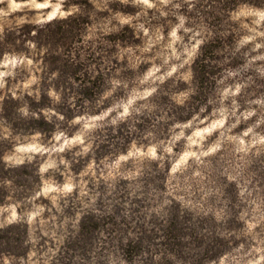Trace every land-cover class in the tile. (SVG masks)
Wrapping results in <instances>:
<instances>
[{
  "label": "clouds",
  "instance_id": "1",
  "mask_svg": "<svg viewBox=\"0 0 264 264\" xmlns=\"http://www.w3.org/2000/svg\"><path fill=\"white\" fill-rule=\"evenodd\" d=\"M0 237V264H264V0H0Z\"/></svg>",
  "mask_w": 264,
  "mask_h": 264
},
{
  "label": "rangeland",
  "instance_id": "2",
  "mask_svg": "<svg viewBox=\"0 0 264 264\" xmlns=\"http://www.w3.org/2000/svg\"><path fill=\"white\" fill-rule=\"evenodd\" d=\"M59 39H63V34L60 35ZM215 46H216V45H214V46H210V47L206 50V53H205V54L208 55V56H211V55H212V48L215 47ZM55 59H56V58H53V60H55ZM202 68H203V67H201L200 70H202ZM85 94H86V95H91V91H90V90H86ZM34 106H35V105H34ZM11 107H12V105H10V104L6 105V108L8 109V111H10ZM44 126H45V125H43V123L41 122V127H44ZM16 182H17V184H20V185L26 184V181H24V180H22V179L17 180ZM92 227H97V225H92ZM173 228H175V225H173ZM169 236H170L171 238H174L173 232H172L171 230L169 231ZM0 239H4V237H0ZM17 239H18V237H17Z\"/></svg>",
  "mask_w": 264,
  "mask_h": 264
},
{
  "label": "trees",
  "instance_id": "3",
  "mask_svg": "<svg viewBox=\"0 0 264 264\" xmlns=\"http://www.w3.org/2000/svg\"><path fill=\"white\" fill-rule=\"evenodd\" d=\"M204 68H202V70H200V77H201V83L203 84V82H204ZM6 111H8V109L6 108ZM9 112V114H10V112H11V109H10V111H8ZM9 118H11L10 117V115H9Z\"/></svg>",
  "mask_w": 264,
  "mask_h": 264
}]
</instances>
